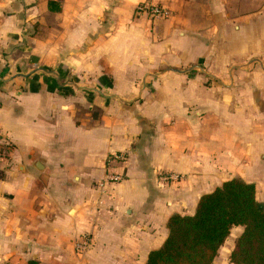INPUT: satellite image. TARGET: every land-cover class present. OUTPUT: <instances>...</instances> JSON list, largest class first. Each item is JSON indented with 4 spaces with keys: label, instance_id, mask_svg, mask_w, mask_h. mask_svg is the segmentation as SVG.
Listing matches in <instances>:
<instances>
[{
    "label": "crops",
    "instance_id": "crops-1",
    "mask_svg": "<svg viewBox=\"0 0 264 264\" xmlns=\"http://www.w3.org/2000/svg\"><path fill=\"white\" fill-rule=\"evenodd\" d=\"M0 127V264H146L224 182L264 204V0H0Z\"/></svg>",
    "mask_w": 264,
    "mask_h": 264
},
{
    "label": "trees",
    "instance_id": "trees-1",
    "mask_svg": "<svg viewBox=\"0 0 264 264\" xmlns=\"http://www.w3.org/2000/svg\"><path fill=\"white\" fill-rule=\"evenodd\" d=\"M244 227L230 260L233 264H264V204L256 187L240 178L202 195L194 214H174L164 244L146 264H212L233 227ZM28 264H41L30 260Z\"/></svg>",
    "mask_w": 264,
    "mask_h": 264
},
{
    "label": "built area",
    "instance_id": "built-area-1",
    "mask_svg": "<svg viewBox=\"0 0 264 264\" xmlns=\"http://www.w3.org/2000/svg\"><path fill=\"white\" fill-rule=\"evenodd\" d=\"M147 13L150 17L152 18H157V17H167L170 13L168 10H166L163 7H160L158 5H151L147 3H140L136 7V13ZM5 142V143H4ZM6 138L3 135L0 127V158L3 156V149H2V144H6ZM128 161V156L125 153L119 152V153H114L108 157V163H116L119 165H124ZM180 177L175 174H166V175H161V180L162 181H169V180H179ZM125 179V173L124 172H113L109 173L106 177V179L100 183H98L99 187H103L107 183H117L121 182ZM91 243V237L89 235H81L78 240H76L75 247L78 251H83L88 248V246Z\"/></svg>",
    "mask_w": 264,
    "mask_h": 264
},
{
    "label": "rangeland",
    "instance_id": "rangeland-1",
    "mask_svg": "<svg viewBox=\"0 0 264 264\" xmlns=\"http://www.w3.org/2000/svg\"><path fill=\"white\" fill-rule=\"evenodd\" d=\"M174 181H175V180H174ZM89 246H90V245H89ZM89 246H88V247H89Z\"/></svg>",
    "mask_w": 264,
    "mask_h": 264
}]
</instances>
